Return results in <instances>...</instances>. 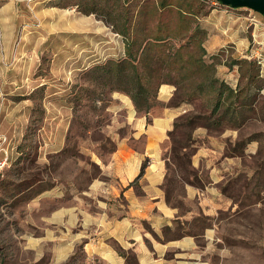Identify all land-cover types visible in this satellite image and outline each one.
Returning <instances> with one entry per match:
<instances>
[{
	"label": "rangeland",
	"instance_id": "1",
	"mask_svg": "<svg viewBox=\"0 0 264 264\" xmlns=\"http://www.w3.org/2000/svg\"><path fill=\"white\" fill-rule=\"evenodd\" d=\"M161 1L166 7L159 12ZM179 9L190 11L183 16ZM193 31L198 43L190 37ZM154 35L168 39L156 50L162 61L153 65L150 111L177 103L175 90L167 103L156 99L159 83L180 74L162 58L188 41L181 52L197 55L201 45L206 62L212 55L219 61L220 79L244 86L247 81L239 78L233 62L245 58L259 66L260 79L249 93L264 84V17L246 7L233 9L217 0H0V178L12 182L0 184V264H48L50 245L43 243L42 234L49 226L43 214L60 204L92 207L87 186L100 176V166L123 139L136 148L142 145L130 135L133 109L138 115L144 109L136 110L129 95L116 89L113 78L98 66L109 68V62L125 58L128 39L136 49ZM196 84L188 80L184 86ZM179 105L187 110L176 118L164 152L168 202L184 215L187 232L201 234L211 227L214 235L207 246L203 237L197 238L210 261L264 264V95L258 92L253 109L243 110L239 126L224 122L208 131L207 141L196 140L195 128L184 125L187 117L207 111L198 101ZM187 134L193 140L184 149ZM250 136L256 140L238 148L241 155L230 152ZM198 146L205 153L199 154L192 174L176 167L175 153L194 154ZM212 174L218 178L210 186L219 205L206 215L196 200L184 201L182 186L190 181L202 188ZM32 183L23 194L9 191ZM46 188L64 195L33 204ZM78 255L64 264H80Z\"/></svg>",
	"mask_w": 264,
	"mask_h": 264
},
{
	"label": "crops",
	"instance_id": "2",
	"mask_svg": "<svg viewBox=\"0 0 264 264\" xmlns=\"http://www.w3.org/2000/svg\"><path fill=\"white\" fill-rule=\"evenodd\" d=\"M174 90L172 84H160L157 100L167 103ZM261 93L264 95V87ZM184 110L185 105H165L156 112L138 115L133 109L130 137L133 141L141 139L142 145L136 148L123 139L109 161L100 166V176L87 186L94 205L60 204L43 214L49 226L42 234L43 243L50 245L48 264H64L77 252L80 264H215L206 258V248L197 242L198 237H203L205 246L209 244L214 235L211 227L201 234L187 232L181 222L184 215L167 201L163 188L168 133ZM193 136L196 140L211 138L204 127L193 129ZM199 147L191 159L195 168L199 154L205 153ZM204 147L215 151L214 147ZM211 170L215 171L213 167ZM209 179L202 188L187 182L182 186L184 201L196 200L206 215L218 204L215 187L210 186L218 180L217 175H209ZM63 195L61 191L56 194L45 190L32 203L51 196L61 199Z\"/></svg>",
	"mask_w": 264,
	"mask_h": 264
},
{
	"label": "trees",
	"instance_id": "3",
	"mask_svg": "<svg viewBox=\"0 0 264 264\" xmlns=\"http://www.w3.org/2000/svg\"><path fill=\"white\" fill-rule=\"evenodd\" d=\"M156 5V10L159 12L162 8L166 7L163 1ZM178 11L184 16L190 10L179 9ZM197 36L198 33L193 31L190 37L194 39V42L197 41L198 43L199 40ZM149 37L152 40L147 38L145 41H141L136 49H133V40L128 39L125 43V58L109 62V68H105L103 65L98 66V68L104 69L105 73L111 76L110 78H113L112 83L116 89H120L129 95L136 110L139 111L142 108L144 109L145 113L143 114L150 111L148 110L150 107L149 103L153 97V88L150 86L154 76H156L153 71L155 70L153 65L162 61L159 59L161 56L156 54V50L158 47L162 48L163 44L160 43H162V41L165 43V39L166 41L168 39L166 35L165 37L159 35ZM143 42L145 43L143 44ZM189 44V41L181 44L171 55L167 54L165 58H162L166 62V67L170 70L180 71V74L176 77L171 76L169 82H162L172 84L176 87L175 95L177 103L175 102L174 105L180 106L179 103L198 101L201 108H204L207 111L205 113L187 117L184 125L191 128L204 127L208 131L214 127L221 128L224 122L230 123L231 128L239 126L241 124L243 110L247 108L253 109L254 99H256V95H258V92L260 93L264 87V84H261L256 87V92L253 95L249 93L251 84L255 83L257 79H260L257 62L245 58L235 60L233 63L238 66L240 74L239 78H245L247 82L244 86H240L238 81L236 86L232 87L227 81L220 79L216 75V65L219 63L216 56H210L212 60L206 62V50L201 45H199L198 48L200 53L197 55L193 53H182L181 49L187 47ZM197 73H199L200 78L193 79L199 77L196 75ZM200 73H202V75ZM188 80L195 81L197 84L190 89H186L184 83ZM162 83H159V85ZM174 126H176L175 122L173 124V127ZM192 140V135L187 134L186 142L181 144L182 147L186 149L192 144ZM255 140V138L250 136L246 140L236 142V145L230 148V152L236 154L238 148L240 149L243 145ZM19 151L21 152L20 149ZM241 154L242 152H239V154L236 155ZM192 155V152L181 154L178 152L175 153L174 161H176V167H180L183 171L192 174L194 168L191 163ZM144 164L145 162L142 163V168ZM184 182L195 185L190 181ZM11 183V181L5 183L4 180H1L0 178V184H3L5 187H8ZM32 185L33 183L29 186H25L23 189L21 188L23 184L14 185V188H10L11 185L9 191L17 196L23 194L32 187ZM195 186L199 187V185ZM7 190L8 189H6V191ZM45 190H47V188L38 191L37 194ZM164 191L168 201L167 191ZM33 197L34 196H32V198Z\"/></svg>",
	"mask_w": 264,
	"mask_h": 264
},
{
	"label": "water",
	"instance_id": "4",
	"mask_svg": "<svg viewBox=\"0 0 264 264\" xmlns=\"http://www.w3.org/2000/svg\"><path fill=\"white\" fill-rule=\"evenodd\" d=\"M224 6H229L233 9L246 7L255 12L260 13L264 17V0H217Z\"/></svg>",
	"mask_w": 264,
	"mask_h": 264
}]
</instances>
